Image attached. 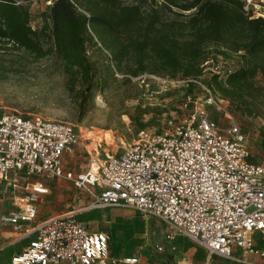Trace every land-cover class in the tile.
Wrapping results in <instances>:
<instances>
[{"label": "built area", "instance_id": "2783aa9c", "mask_svg": "<svg viewBox=\"0 0 264 264\" xmlns=\"http://www.w3.org/2000/svg\"><path fill=\"white\" fill-rule=\"evenodd\" d=\"M233 1L249 19H264V0ZM215 74L221 79L231 72ZM79 144L80 135L70 124L0 113V186L12 193L3 221L18 236L13 246L27 241L11 264L109 260L108 234L91 230L76 212L36 221L37 195L44 192H17L20 179L29 176L72 181L89 195L90 210L126 205L166 223L206 251L202 264H212L215 257L264 259V248L257 249L252 240L253 233H264V165L251 161L246 139L234 123L223 131L203 110L194 109L158 133L139 131L121 153L86 149L88 166L74 175L64 169L63 157ZM174 239L169 232L165 245L153 249L163 253ZM137 263V257L123 260Z\"/></svg>", "mask_w": 264, "mask_h": 264}, {"label": "rangeland", "instance_id": "374dc122", "mask_svg": "<svg viewBox=\"0 0 264 264\" xmlns=\"http://www.w3.org/2000/svg\"><path fill=\"white\" fill-rule=\"evenodd\" d=\"M48 1L29 0L24 5L31 16L32 28L39 31L46 27L45 35L49 33V22L45 20L51 7ZM121 1L128 5L140 0ZM162 16L167 20L173 18L170 12ZM38 39L42 49L49 51L43 58L0 42V113L39 117L73 126L80 135V144L65 155L64 162L74 175L86 170L87 150L121 153L139 131L158 133L167 122L182 120L194 109L203 110L223 131L234 123L246 139L251 161L264 165V58L255 60L247 51L232 52L211 43L205 46L198 60L201 74L197 79L171 78L149 73L135 75L132 62L117 70L106 50L87 45L85 60L93 75L88 87L87 79L80 72H73L71 77L65 73L64 60L51 41L42 35ZM248 62L257 67L253 84L260 92L240 99L230 92L220 91L213 83L212 77L217 71L233 73ZM224 79L217 82L224 86ZM19 186L20 194L33 193L34 188L44 192L37 195L35 203L37 222L76 212L91 230L107 233L110 237L107 264H123L124 259L134 257L138 259L137 264H202L206 261L203 248L166 223L132 207L88 209L89 195L70 180L29 176L22 177ZM11 198V191L0 186V264H11L21 248L12 245L18 236L3 221ZM253 210L251 207L248 212ZM169 232L175 233L173 243L166 245L165 252L157 253L154 246L165 245V235ZM253 239L255 244L264 246V233L254 234ZM211 262L264 264V259L254 257L235 263L215 257Z\"/></svg>", "mask_w": 264, "mask_h": 264}, {"label": "trees", "instance_id": "16d2710c", "mask_svg": "<svg viewBox=\"0 0 264 264\" xmlns=\"http://www.w3.org/2000/svg\"><path fill=\"white\" fill-rule=\"evenodd\" d=\"M26 0H0V42L12 44L37 58L42 49L39 35L51 41L64 60L70 77L80 72L93 81L85 60L87 45L106 50L117 70L132 62L134 74H158L197 79L198 60L206 45L219 44L232 52L247 51L255 60L264 58V19H249L233 0H55L45 16L49 22L39 31L31 26ZM170 12L173 18L164 19ZM257 67L248 62L224 79L212 77L217 88L240 99L260 92L253 84Z\"/></svg>", "mask_w": 264, "mask_h": 264}, {"label": "crops", "instance_id": "0c3cea01", "mask_svg": "<svg viewBox=\"0 0 264 264\" xmlns=\"http://www.w3.org/2000/svg\"><path fill=\"white\" fill-rule=\"evenodd\" d=\"M70 152V151H69ZM69 152H67V153H69ZM67 153H65V155L67 154ZM65 155H64V157H65ZM64 157H63V166H64V169L66 170V171H69L67 168H66V165H65V162H64ZM256 233H262V232H255V233H253V235H252V240H253V244H254V246L257 248V249H261L262 247H264V246H259V244H255V242H254V239H253V236H254V234H256ZM18 239V237L15 239V240H13L11 243H13V242H15L16 240ZM10 243V244H11ZM27 244V241H20V242H18L16 245H20V251L23 249V247L25 246ZM258 245V246H257ZM19 251V252H20ZM255 256H250V257H248V259H250V258H254ZM256 258V257H255ZM259 258V257H258ZM230 261V260H229ZM231 262H234V261H231ZM235 263H238V262H235Z\"/></svg>", "mask_w": 264, "mask_h": 264}]
</instances>
